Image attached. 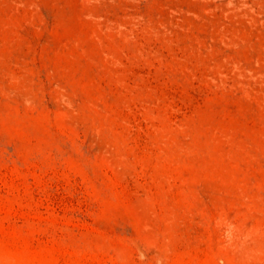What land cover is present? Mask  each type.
Masks as SVG:
<instances>
[{
    "label": "rangeland",
    "instance_id": "rangeland-1",
    "mask_svg": "<svg viewBox=\"0 0 264 264\" xmlns=\"http://www.w3.org/2000/svg\"><path fill=\"white\" fill-rule=\"evenodd\" d=\"M0 264H264V0H0Z\"/></svg>",
    "mask_w": 264,
    "mask_h": 264
}]
</instances>
